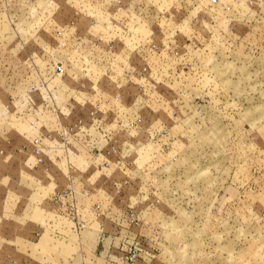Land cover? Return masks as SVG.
<instances>
[{
  "label": "rangeland",
  "instance_id": "1",
  "mask_svg": "<svg viewBox=\"0 0 264 264\" xmlns=\"http://www.w3.org/2000/svg\"><path fill=\"white\" fill-rule=\"evenodd\" d=\"M0 264H264V0H0Z\"/></svg>",
  "mask_w": 264,
  "mask_h": 264
}]
</instances>
